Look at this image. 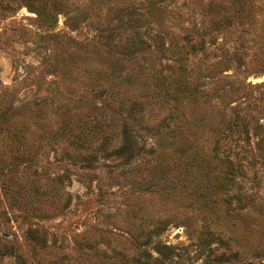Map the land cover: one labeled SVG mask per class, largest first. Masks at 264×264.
I'll return each mask as SVG.
<instances>
[{
    "label": "rangeland",
    "instance_id": "1",
    "mask_svg": "<svg viewBox=\"0 0 264 264\" xmlns=\"http://www.w3.org/2000/svg\"><path fill=\"white\" fill-rule=\"evenodd\" d=\"M151 1L0 0V264H264V0Z\"/></svg>",
    "mask_w": 264,
    "mask_h": 264
},
{
    "label": "trees",
    "instance_id": "2",
    "mask_svg": "<svg viewBox=\"0 0 264 264\" xmlns=\"http://www.w3.org/2000/svg\"><path fill=\"white\" fill-rule=\"evenodd\" d=\"M158 1H166L169 3L170 0H158ZM154 6H156V3L154 0L151 1V4L149 3L147 5V9H151ZM166 8V7H164ZM162 22V21H160ZM158 22L157 26L161 27L163 26L162 23ZM162 28V27H161ZM194 28V27H193ZM182 29L178 34H175L172 38V61L173 65L169 68L170 72L168 73L169 76H175L179 78L180 80H184V72L185 68L187 66L189 55H201L203 61L198 64L199 65H205L206 61V52H205V37L209 34L207 31H203V29ZM207 28V27H206ZM206 30V29H204ZM140 40V39H139ZM209 43V42H208ZM136 45L143 44V42H136ZM134 45V43H133ZM128 46V49L127 47ZM125 52L130 49L129 45H124ZM169 51V49H167ZM220 63V62H219ZM199 87V85H198ZM196 90V87H195ZM213 92L212 90H205L201 89L198 90L195 95H200L202 97H207L208 92ZM216 98H219V95H217ZM237 108H229L230 113L227 114L225 119V128L223 130H220V135H217L215 142H214V149L213 152L220 151V146L227 145L235 143V148L238 147V144H243L246 142L247 132L248 129L251 128L254 131V135L258 136V140L255 142V147L258 151L264 150V138L261 137V134H264V124H259L258 120L255 121L254 118H250L249 115L245 112L243 117L241 118L239 113L237 112ZM253 121V122H252ZM121 130V137L123 139V143L116 147V155L117 157H126L127 159H131L134 155L132 154L133 150V144H134V135L131 134L132 128L127 123H124L122 125ZM227 128H230L232 131L228 132ZM233 135H236V140H233ZM234 138V137H233ZM240 142V143H239ZM142 148L139 149L138 152H140ZM133 155V156H132ZM217 157V156H216ZM219 158V157H218ZM220 160V158L218 159ZM230 163V162H229ZM243 196L240 197V200H243ZM242 264H253V263H242Z\"/></svg>",
    "mask_w": 264,
    "mask_h": 264
}]
</instances>
